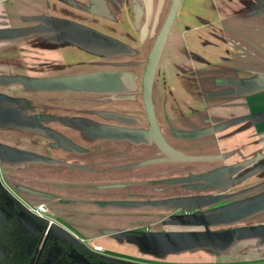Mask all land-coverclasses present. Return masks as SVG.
Instances as JSON below:
<instances>
[{
  "label": "flooded vegetation",
  "instance_id": "af4514ba",
  "mask_svg": "<svg viewBox=\"0 0 264 264\" xmlns=\"http://www.w3.org/2000/svg\"><path fill=\"white\" fill-rule=\"evenodd\" d=\"M57 1L64 3L71 11H64L63 17L60 19L51 17L46 18L43 24L44 28H47L44 33L48 35V52L57 51L55 47L53 48V46L56 45L60 48L58 50H60L61 58L60 60L49 59L46 61L42 65L44 73L40 78L113 71L123 73L127 78L126 84L103 91L58 92L53 90H42L37 94L32 89H28L31 93L29 98L20 99L18 101L13 100L10 103L1 100L0 107L12 112L14 118L12 120L18 122L20 126H0V170H4V167H6L4 163L9 164L17 162L15 159L6 158L2 153L3 150L6 149L17 151L16 147H14L17 138L10 132L37 135L43 138L46 142L43 143V147L41 146L40 149H42V151L45 150L46 153L50 151L48 152L49 158L55 161L57 160L55 158L61 153L68 154L71 156V158L66 160L68 163L74 160L75 157H78L76 161L80 160L81 162L82 160H86L85 158H79L80 156L85 157L86 148L77 145L74 139L82 140L86 145L96 140H105L91 135V131L93 130H105L109 126L142 131H147L149 128L142 101V76L147 63L148 54L165 22L172 0ZM225 1L228 3L242 1L245 4L253 2L256 6L264 5V0ZM181 2L182 0H180L179 7ZM177 16L178 11L169 30L158 66L161 63L170 32L176 22ZM57 20L68 21L81 25L84 28L95 30L109 38V41H96L94 44L83 46L75 45L72 43V38L78 37L77 35L79 34L78 29L75 27H68L56 32L50 29L48 30L52 23L58 22ZM195 24H216V26H210L205 32L216 40L214 44H216L219 49L213 48V43L205 40L200 42V44L198 42L199 46L202 47L200 51L195 50V47L189 43V46L184 45L182 48L184 59L177 62H175V60H170L168 62V72L175 71L173 74L170 73L165 75V71L167 70L161 74L159 71L160 68L157 66L151 86V104L155 120L162 134L164 131L163 129H165L164 125L167 129H169L170 126L173 127V125L170 124L171 121H176L177 123H175V126L178 125V127L180 125L189 126L188 131L192 133L198 132L199 134H204L206 131L208 132V129H219L218 126L224 122V120L218 119L217 117L211 119L206 113H223V111H225L224 113L230 114V117L226 119L229 120L264 111V90L260 89L259 86V83L264 82V50H262L261 53L259 49L248 48V42L239 41L237 36L226 30L224 24L221 22L203 21ZM201 32L199 31V33ZM84 40H86V38H84ZM251 44L253 46V43ZM239 47L248 51L244 54L246 56L238 52ZM203 49L207 51L202 52ZM214 49L220 52L216 55L215 61L208 60L206 56V58L204 57V53L209 55V53L211 54V50ZM144 52H146V59L141 61L139 59ZM77 58H79V60H77ZM244 59L250 60L251 62H246ZM138 70H141L140 74L137 73L139 72ZM223 78L228 79L227 82L229 83L225 89H223L221 83H219ZM248 78L255 80L243 87H240L238 85L239 83L235 84L233 82V80ZM184 84H186V87H184ZM189 86H191L192 89ZM166 88L169 89L168 92H170L165 96V94H161V90L164 91ZM179 88H183L182 91L184 90V92L186 90L185 95L188 100H180L178 95L172 94V91H177ZM136 89L139 90L138 97L143 118L134 113H128L127 110L128 106H133L135 103V97L132 92ZM190 89L193 94H191ZM79 97H81L82 100H79ZM227 97L230 98L229 103H220V107L218 104H214L221 98ZM239 99L242 101L239 102ZM167 102L170 103L165 107ZM97 103L101 105L105 104L106 106L117 104L118 108L110 109L107 107L105 109L102 108V110L96 109L95 106H97ZM81 104L82 106H80ZM212 107L215 108V111L211 110L213 109ZM239 110H241V112H238ZM167 111L170 112V115ZM16 115L19 117L16 118ZM123 117H129L130 122L123 121ZM192 117L198 121L200 126L191 124L193 120ZM160 119L170 124V126L166 125V123H162ZM256 120L257 119L249 120L253 122H250V124L244 122L242 127H245L244 125L251 126L252 123V125H254L252 129L255 134L260 133V136L263 135L262 137H264V129L257 131L264 127V122L256 123ZM77 123H81L83 127L78 126ZM235 129L237 130L238 127H235ZM46 133L56 134L69 143L74 144L78 147L77 152L71 153L64 151V149H61L57 142L49 138ZM262 137H260V139ZM166 142L173 149L178 150L169 140H166ZM260 142H264V139ZM36 144L37 143L33 140L30 142V146ZM35 150H37L36 147L34 151ZM46 153L44 154V152H42L41 155L48 156V153ZM56 153L57 155H55ZM204 156L210 158L215 157L216 160L220 159V156H216V154ZM216 160L212 161L214 162ZM3 177L2 175L0 176V211L4 214L5 219L4 222L0 224V245H2L3 248L0 251V264H7L13 248H16L17 243L23 247L22 250H18L17 252L26 261L25 264H47L48 260L52 261L51 264H81L80 262H84L85 264H166L161 263V261H159L160 259L144 261V257H142V259H130L131 256L127 258L126 255L122 254H107L106 252L104 253L103 248L102 252H94L73 235L71 236L77 241V246L63 237L54 235L50 232V229L55 223L29 210L23 203L25 200L20 196V190L11 185L9 179L8 183L7 181L4 182ZM217 184L220 185L222 183ZM220 187L226 186L223 184L222 186L220 185ZM194 193H198L197 195H201L199 193L207 195V192ZM17 195L19 197H17ZM175 195L191 196V194L187 195L186 192H183V194L176 193ZM176 204L183 205L185 203ZM20 211L29 214L40 226V231L25 232L16 219V215ZM196 213L198 214L199 212L196 211ZM174 214L175 213H172L170 216H174ZM15 223L21 228L24 236H15ZM57 226L60 227L59 225ZM244 226L254 225L239 226L234 224L214 229V231L236 229ZM66 232L68 233V231ZM132 232L141 235L149 231L134 230ZM22 240L26 241V243L24 242V246L20 243ZM257 264H264V260Z\"/></svg>",
  "mask_w": 264,
  "mask_h": 264
},
{
  "label": "rangeland",
  "instance_id": "374dc122",
  "mask_svg": "<svg viewBox=\"0 0 264 264\" xmlns=\"http://www.w3.org/2000/svg\"><path fill=\"white\" fill-rule=\"evenodd\" d=\"M184 4L185 6L180 12L181 14L179 13L175 20L176 22L172 27L161 63L158 66L161 74L164 73L165 70H167L165 71V75L170 73L173 74L175 72H168V62L170 60H175V62H177L184 59L182 52L184 45H188L190 43L193 47H195V50L200 51V48L202 47L199 46V44L205 40L212 42L213 48L219 49V47L214 44L216 43V40L211 38V36L205 32L210 28V26H216V24L202 25L190 22L189 11L191 12L192 9H195V7L190 0H186ZM199 31L202 32L199 33ZM204 51L207 50L203 49L202 52ZM219 53V50L214 49L211 50V54L209 53V55L204 53V57L206 56L208 60L215 61L214 59H216V55ZM48 57L49 59L61 58L59 54H48ZM79 58H77V60H79ZM145 59L146 52L142 54V57L139 60L144 61ZM138 71L139 72L137 73L140 74L141 70ZM182 89L179 88L177 91H172V94L178 95L180 100H188L184 90L182 91ZM168 90L169 89L167 88L164 91L161 90V94H165L166 96V94L170 92H168ZM132 94L135 97V103L133 106L130 105L127 107L128 113H134L143 118L141 114L140 100L138 97L139 90L136 89L132 92ZM79 100H82V98L79 97ZM169 103L167 102L165 107ZM80 106H82V104ZM95 107L96 109L101 110L102 108L105 109L107 107L110 109L118 108L117 104L106 106L105 104L101 105L98 103ZM167 112L170 115V112ZM238 112H241V110ZM192 119L191 124L200 126L194 117H192ZM160 121L169 126L170 124L173 125V128H175L178 132L188 131L189 126H175V123H177L176 121H171L170 124L162 119H160ZM164 127L163 137L165 140H169L183 155L204 156L222 154L225 158L211 163L146 164L147 161L162 157L153 144L134 146L128 142L96 140L95 142L86 145L82 142V140L74 139V142L77 145L86 148L85 157H79L81 159L85 158L86 160L85 162H80V164L77 165L76 160L78 157H75V161H72V163L74 162V165H72V163L68 164L69 162H66V160L71 158V156L65 153L58 155V157L55 158L57 159L56 161L49 158L48 152L50 151H47L48 156H42V152H44V154L46 153L45 150L42 151V149H40L41 146L43 147V143L46 142L43 138L37 135H25L22 133L10 132L15 135L18 140L15 141L17 142V145H15L17 151H25L21 148V146L24 145L28 148L32 147L31 149L33 150L25 151L31 157H25L23 161H17L9 164L4 163V166L6 167H4V170H0V173L4 176V182L7 181L8 183L10 180L11 185L20 190V196L25 200L23 203L29 208V210L34 212L37 208L42 207L44 209V217L68 231L70 235H73L88 248L91 249V244H94L101 246L104 249V253L106 252L107 254H122L126 255L127 258H130L129 256H131L130 259H142V257H144V261L158 260V258H155L151 254L140 253L138 249L134 245L130 244L126 239H121L118 235L115 236L110 234L123 232L125 234L138 235L132 232L134 230L161 233L175 230L201 231L203 230L202 227H181L177 226L175 223L187 220L188 218L192 219L201 214L202 211L204 212L211 207H203L197 210L194 209L193 211H188L184 208L177 210L175 208V211H171V213L170 211H166V214L170 213V215L175 213L174 216L167 215V217H163L162 214H151L154 210L150 207L139 209L140 211L135 209L125 210L124 205L126 204L132 205L130 203L138 202H148L151 204L157 196H161L163 194L174 195L176 193L183 194V192H186L187 195L191 194V196H196L198 194L193 191L180 190L181 187L187 188L189 185L181 186L178 184L170 186L161 183L160 187H153L151 181L133 183L129 182V179L127 178L140 179L144 176L146 179L150 180L152 177V179H156L157 182L153 185H158L159 181H157V178H163L165 174L172 175L175 173L177 177H184L192 176L198 173L218 171L230 164L251 157L253 152H264L263 144H252L253 140L260 139V134H256L254 137H249V134H251L250 131L249 133H245L240 136L239 142L241 143L239 147V154H233L230 156L228 155L230 153H227L226 155V153H223L225 152L223 150H229L232 144H235V141L232 143L217 145L216 143L214 144L216 138L213 136H205L201 139L188 141L172 135L170 127L169 129H167L165 125ZM262 129H264V127L258 129L257 131ZM22 138L29 139L30 142L33 140L37 144L33 146H30V143L20 145L19 140ZM35 147L37 150L34 151ZM55 155H57V153ZM263 176L264 175L260 174L257 178L251 177L243 182L232 184V188L226 191L225 194L229 193L227 197H230L232 193L236 195L232 196L233 198H230L226 202L218 205L215 204L212 208L218 207L222 204L234 206L247 199L263 195ZM75 181H78V183ZM223 184L225 186L227 185L226 182ZM68 187L70 190H67ZM73 187L80 189V192H74L73 194L71 192ZM250 188L253 189L251 191L246 190ZM139 191H142V193ZM199 194L202 195V193ZM206 194L211 195L215 193L211 191ZM17 197L19 196L17 195ZM196 211L199 213L197 214ZM4 219V214L0 211V224L4 222ZM259 224H264V213L259 214L252 219L236 223V225L239 226ZM222 227L223 226H212L209 228L211 231H214V229ZM1 249H3L2 245H0V251ZM263 251L264 247L259 249L255 245L254 241H240L235 244L233 248H229V250L225 253L227 255L209 257L202 251H195L165 257L164 260L161 259L159 261L166 264H257L264 260Z\"/></svg>",
  "mask_w": 264,
  "mask_h": 264
},
{
  "label": "water",
  "instance_id": "95a60500",
  "mask_svg": "<svg viewBox=\"0 0 264 264\" xmlns=\"http://www.w3.org/2000/svg\"><path fill=\"white\" fill-rule=\"evenodd\" d=\"M180 0H172L167 17L160 32L148 54L147 63L142 76V100L144 110L149 124L147 131L136 130L131 128H121L115 126H109L105 130L91 131V135H95L97 138L117 141L128 142L134 145H151L153 144L160 152L162 157L147 161L146 164L157 163H176V164H191L207 162L211 163L212 160H216L215 157L208 156H190L183 155L178 150L173 149L165 140L162 133L159 130L155 116L153 113V107L151 104V86L153 77L157 69L163 47L165 45L169 30L176 17ZM58 22L52 23L48 30L58 31L66 29L68 27H75L78 29V37L72 38V43L78 46L94 44L96 41H109V38L103 34L84 28L81 25L74 24L68 21L57 20ZM137 23V22H136ZM137 26V25H136ZM47 28H44L42 23L40 26H33L31 28L22 30L23 33L34 34L37 32L44 33ZM70 31V30H69ZM71 33V32H70ZM85 35V36H84ZM86 38V40H84ZM93 41V42H91ZM263 78V77H262ZM264 79V78H263ZM255 79H240L233 80L235 84L240 87L250 84ZM23 85L29 86L33 91L53 90V91H103L110 88L123 86L126 84L127 78L121 72H93L86 74H76L71 76H59L52 78H24L19 79ZM229 83H224L223 89L227 87ZM260 89L264 90V82L259 83ZM228 98V97H227ZM14 113V112H13ZM19 117L16 115V118ZM12 112L7 111L5 108L0 107V126L13 125L19 127L18 122L13 121ZM257 119L256 123L264 121V112H260L253 115H246L229 120H225L218 127L219 129H208L206 134L215 133L223 128L234 126L236 124L248 122L249 120ZM123 121L130 122L129 117H123ZM78 126H82L81 123H77ZM51 139H54L58 146L64 151L76 153L77 146L64 140L62 137L53 134L46 133ZM6 158L15 159L17 161H23L25 157H31L26 152L13 151L10 149L3 150L2 152ZM32 155V154H31ZM219 161L221 159H218ZM216 160V161H218ZM215 162V161H214ZM247 169V170H246ZM244 171V172H243ZM264 175V153L257 151L252 154L251 157L243 159L239 162L233 163L221 168L218 171H210L206 173H198L192 176H186L184 178H178L174 180L177 184H187V189L193 192H207V191H221L226 192L232 186V184L240 183L246 178L254 175ZM226 187H220L225 183ZM218 185V186H217ZM253 188L246 189L251 191ZM236 194H231L230 198H233ZM228 195L214 194V195H197L184 198L171 199L169 201L153 202L155 206L163 203H182L176 204V209H182L193 211L194 209H201L203 207L209 208L211 212L204 215L201 214L196 217L183 221H178L175 224L181 227H202L203 230L197 231H175V232H146L141 235H128L123 232L113 233L110 235H118V237L125 238L128 242L134 245L140 253L151 254L155 258L163 259L168 255H179L183 253L203 251L210 255H225L229 248L233 247L240 241H254L255 245L260 249L264 247V224L254 226L238 227L236 229L211 231L209 227L212 226H230L241 221L252 219L259 214L264 213V194L255 198L247 199L234 206H227V204L219 205L212 208L215 204H221L229 200ZM226 198V199H225ZM146 202L141 203L140 206L148 205ZM138 204H134L136 207ZM133 206V205H131ZM16 219L25 232L40 231V226L35 222L31 216L23 211H20L16 215ZM174 224V225H175ZM50 232L58 237H63L77 246V241L65 230L53 225ZM80 262V261H79ZM52 261L48 260L47 264H51ZM85 264L84 262H80Z\"/></svg>",
  "mask_w": 264,
  "mask_h": 264
},
{
  "label": "crops",
  "instance_id": "0c3cea01",
  "mask_svg": "<svg viewBox=\"0 0 264 264\" xmlns=\"http://www.w3.org/2000/svg\"><path fill=\"white\" fill-rule=\"evenodd\" d=\"M185 1L186 0H182L178 10V15L181 12V9L185 6L184 4ZM190 1H192L193 6L195 7V9H192L191 12L189 11L190 22L194 24L203 21L221 22L224 24L226 30H228L231 33H234V35L237 36L239 41L248 42V48L250 47L252 49H259L260 52L264 50V5L256 6V4L253 2L250 4H245L242 1L228 3L225 0H190ZM69 10L71 11V9H69L64 3L58 2L57 0H0V101L3 100L5 102L10 103L13 100L18 101L20 99L29 98L31 93L30 90L28 91V89L31 88L27 85H23L19 81V79H24V78L32 79V78L42 77L44 73L42 65L49 60L48 54L61 55V53L59 52L60 50H58L60 48H58V46L56 45L53 46V48L55 47L57 51H52L51 53L48 52L49 40L47 33L37 32L34 34H27V33H23L22 30L31 28L33 26H40L46 20V18L49 17L60 19L61 17H63L64 11H69ZM251 43H253V46ZM238 52L244 55L248 51H246L242 47H239ZM55 60H60V58ZM244 60H246V62H251L250 60L247 59ZM227 80L228 79L223 78L219 83H221V86H224V83ZM184 87H186V84H184ZM34 92L37 94L40 93L39 90ZM191 94H193L192 90H191ZM241 101L242 100L239 99V102ZM229 102H230V98H223V99L221 98L214 104H218L219 106L220 103H229ZM211 110L215 111V108ZM224 112L225 111H223V113L212 112L211 114L206 113V115L211 119L217 117L218 119H222L225 121L226 119H228V117H230V114L228 115ZM250 122L252 121H248L245 123L250 124ZM252 123L251 126L244 125L245 127H242L243 123L234 126H229L211 134H206V133L199 134L198 132L192 133L190 131L177 132L171 126H170V131L172 135L178 136L188 141L201 139L204 138L205 136L215 137L216 140L214 141V144L216 143L217 145L232 143L235 141V144H232L229 150L221 149L225 151L223 153H226V155L227 153H230L228 155L232 156L233 154H239L240 152L239 147L241 142L239 141L241 135L245 133H249V131L251 132V134H249L250 135L249 137H254V135H256L255 132H252L253 131L252 128L254 126L252 125ZM235 127H238V129L236 130ZM262 139H264V137L259 139V141L253 140V143L252 142L251 143L253 145L263 143L264 146V142H260ZM28 141L30 140L26 138L25 139L22 138L21 140H19L20 145L30 143ZM14 145H17V142H15ZM21 148L24 149L25 151L33 150L31 149L32 147L28 148L25 145L21 146ZM219 156L221 160L225 158L224 156H222V154H219ZM72 161L75 160H71V162H69L68 164H71ZM81 162L83 163L85 162V160H82ZM76 163L77 165L80 164V160L76 161ZM72 165H74V162L72 163ZM258 176L259 175H255L252 177L257 178ZM184 177L183 176L177 177L175 173H173L172 175L165 174L163 178H159V177L157 178V181H159L158 185H153L154 183L157 182L156 179H152V177L150 178V180L146 179L144 176L141 177L142 179L141 178L140 179L127 178V179H129L128 180L129 182H133V183H143V181H147V182L151 181L153 187L154 186L160 187L161 183L170 186L178 185L177 183L174 182V180ZM262 178L264 181V176ZM75 182L78 183V181ZM180 185L186 186L187 184L183 183ZM231 188L232 186H230L229 189ZM77 189L73 187L71 192L73 194L74 192L79 193L80 189L78 190ZM67 190H70L69 187L67 188ZM180 190L187 191L188 189L186 187H181ZM207 192H211V191H207ZM140 193H142V191ZM214 193L217 194L220 193L223 195L229 194V193L225 194V192H221V191H214ZM184 197L187 196H176L175 194L174 195L163 194L161 196H157V198H155L152 201V203L154 201L159 203L162 201L164 202V201H169L171 199L184 198ZM141 203L143 202L130 203L133 206L126 204L124 205V209L125 210L135 209L140 211L139 209L150 207L151 209L154 210L153 212H151V214L153 213L157 215L162 214L163 217H167V215H170L171 211L172 212L175 211V208L177 206L175 203L174 204L163 203L157 206H155L154 204L140 206ZM147 203L148 202H146V204ZM134 204H138V205L134 207ZM127 206H131V207H127ZM211 210L212 209H208L204 211V215H206V213H210ZM166 211H170V213L166 214ZM175 231H184V230H175ZM175 231H169V232H175ZM121 239H125V238H121ZM204 254L209 257L222 256V255H210L205 252ZM169 256H175V255H168L167 257Z\"/></svg>",
  "mask_w": 264,
  "mask_h": 264
},
{
  "label": "trees",
  "instance_id": "16d2710c",
  "mask_svg": "<svg viewBox=\"0 0 264 264\" xmlns=\"http://www.w3.org/2000/svg\"><path fill=\"white\" fill-rule=\"evenodd\" d=\"M14 232L16 233L15 236H24V233L21 231V228L15 223ZM24 238V237H23ZM26 241L22 240L20 242L23 246L25 245ZM17 243V242H16ZM22 246L18 243L16 244V248H13L12 254L7 261V264H25L26 261L21 257V255L17 252L18 250H22Z\"/></svg>",
  "mask_w": 264,
  "mask_h": 264
},
{
  "label": "built area",
  "instance_id": "2783aa9c",
  "mask_svg": "<svg viewBox=\"0 0 264 264\" xmlns=\"http://www.w3.org/2000/svg\"><path fill=\"white\" fill-rule=\"evenodd\" d=\"M34 213L38 216H44V209L42 207L37 208ZM91 250L94 252H102V247L91 244Z\"/></svg>",
  "mask_w": 264,
  "mask_h": 264
}]
</instances>
